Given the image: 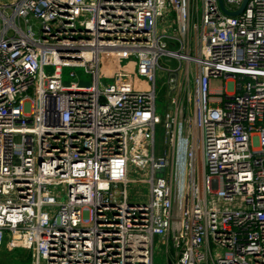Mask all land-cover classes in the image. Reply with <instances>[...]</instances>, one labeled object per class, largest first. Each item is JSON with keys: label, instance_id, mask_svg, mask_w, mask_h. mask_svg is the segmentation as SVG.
Masks as SVG:
<instances>
[{"label": "built area", "instance_id": "obj_1", "mask_svg": "<svg viewBox=\"0 0 264 264\" xmlns=\"http://www.w3.org/2000/svg\"><path fill=\"white\" fill-rule=\"evenodd\" d=\"M105 57L136 81L104 82ZM67 67L90 85H63ZM155 236L163 264H264V0L233 17L217 0H0V247L153 264Z\"/></svg>", "mask_w": 264, "mask_h": 264}, {"label": "rangeland", "instance_id": "obj_2", "mask_svg": "<svg viewBox=\"0 0 264 264\" xmlns=\"http://www.w3.org/2000/svg\"><path fill=\"white\" fill-rule=\"evenodd\" d=\"M169 67H175L176 62L171 61L166 63ZM51 68L48 69L50 71ZM101 79L109 84L118 85V82L122 80H130L135 82L136 75L134 73V68L132 62L124 57H105V63L101 66ZM72 74L71 76L69 74ZM126 75L124 77H121ZM61 83L63 85H68L69 83H76L79 86H89L91 83L90 76L86 74L83 68L79 67H67L62 68L60 73ZM156 85H158V79L156 80ZM224 87L225 90H229L230 83L223 82L220 78L215 80H210L209 90L217 91ZM161 95V94H160ZM160 95L156 98V114L157 118L154 124V144L155 149H159L161 146L162 140V118L163 111L161 109L163 103L161 102ZM217 97V96H216ZM128 179H140L138 174L129 173ZM146 185L145 184H128L127 186V195L128 202H139L143 198H140L139 195H146ZM52 210V209H50ZM55 211V210H53ZM157 237H153V248H152V263L153 264H163L164 255L162 254L161 247L157 241ZM0 264H30V259L28 258L27 253L22 250H13L7 251L4 247H0Z\"/></svg>", "mask_w": 264, "mask_h": 264}, {"label": "water", "instance_id": "obj_3", "mask_svg": "<svg viewBox=\"0 0 264 264\" xmlns=\"http://www.w3.org/2000/svg\"><path fill=\"white\" fill-rule=\"evenodd\" d=\"M246 1H247V0H242L240 6H239V8H238V10L235 11V12H232V13H231V12H227V11H225V10L223 9L222 4H221V0H217L220 11H221L223 14H225V15H227V16H232V17L238 15V14L242 11V9H243V7H244Z\"/></svg>", "mask_w": 264, "mask_h": 264}]
</instances>
